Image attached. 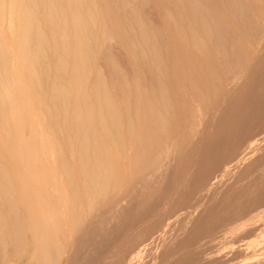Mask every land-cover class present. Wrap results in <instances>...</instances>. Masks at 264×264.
<instances>
[{
  "label": "bare ground",
  "instance_id": "bare-ground-1",
  "mask_svg": "<svg viewBox=\"0 0 264 264\" xmlns=\"http://www.w3.org/2000/svg\"><path fill=\"white\" fill-rule=\"evenodd\" d=\"M133 1L0 0V258L3 259L2 262L6 261L9 252L14 255V257L9 255L12 257L10 260L14 258L13 260L15 261L16 257L28 256L30 264H61L63 260L69 261L70 255H74L73 253L76 249L74 247L76 239L78 238L75 239L76 235L81 233L80 231L85 228V225L88 230V224H85V220L92 213L96 212L95 210L100 208L102 204L103 207L113 199H126L124 197H127V195L123 197L126 194H123V192H125L124 188L128 190V183H130V186L132 183H138L141 179L147 177V175V178H149V175L152 176L163 167L164 161H166L165 158L170 153L173 154V152H176L173 151V148L170 150L171 147L167 150V145L166 149L161 148L165 141H161L162 143L158 141L159 136L157 133L161 132L162 135L163 131H167L164 128L166 127L165 124H167L166 116L161 111L160 102L159 104H157L158 102L154 103L155 101L153 99H156V97L154 98L151 94L143 92L142 88L140 90L139 83L136 81L138 77L134 78V81L131 80L132 83L124 81L125 84L123 83L122 86L118 81L119 89H121L119 91L121 92L120 95L115 96V91H112L113 88H109L110 86H108L103 76L104 73H102L100 68L101 62L110 66L115 65L112 62L113 58L111 59L108 52L115 44L126 46L130 51H139L141 52V57L143 59L145 58V55L143 56V49L139 45L140 41L138 43L135 40L136 37H133V29L138 31L136 32L140 37L141 43L144 42V44H147L150 43V40L146 35L147 32L145 31L143 20L135 12L134 8L137 7H134ZM141 1L144 2V0ZM166 1L164 2L169 5V10L164 8L169 11L168 16L167 14L166 16L172 21V23L169 22L172 29L168 28V30L169 32L173 31V35L175 34L178 37L177 41L179 42L177 43L180 44L179 46L175 43L181 49H176L175 47L176 51L185 52L189 47L193 46L194 49V46L197 48L200 46V48L202 47V52L203 46L201 45L206 42L205 38L209 42L213 38L212 33H209L211 29L207 27L209 23L205 21L206 15H204V11L206 12L205 14H210L207 12V8H202L198 0ZM228 1L227 4L230 6L233 3V8L234 6L235 8H241L239 11H242L243 2H247V0H232V3L229 4ZM179 6L180 8L182 7L181 10L183 9L185 16L178 11ZM246 10H243V12ZM129 14L135 18L131 16L130 18L132 20H125V16ZM242 14L245 16V13ZM242 14L240 12L238 15L240 21H244L245 19L249 23L247 18L249 20L255 19V14L252 15L253 13L251 14L253 16L252 19H250L252 16L247 17V15L246 18ZM186 15L191 20L185 21ZM257 19L260 21L259 18ZM216 21L219 22L218 19ZM221 21L222 25H224L223 20H220V23ZM254 22L255 20H253L252 24L255 26L256 24ZM258 25L260 26L261 24L259 23ZM258 25L256 27H259ZM216 26L219 25L216 24ZM256 27L255 30L260 29ZM260 27L263 29L264 26ZM250 30L254 31V29ZM257 31L253 33L257 35ZM209 34L211 38L208 39V36L210 37ZM175 35L174 37H176ZM224 39L226 38L224 37ZM262 39L264 40V38ZM153 43L151 44L152 46ZM175 44L174 46H176ZM190 49L192 52V48ZM205 50L207 51V49ZM185 53L184 55H186ZM207 54L209 53L204 55L206 56ZM188 55L189 53L185 56V61L187 60V65L193 68L199 62L196 64L193 63L196 62L193 61V56L195 55L193 52L192 55L190 54L192 58L190 56L187 57ZM131 57L133 59L134 57L137 58L136 55L134 57L131 55ZM191 59L193 60L191 61ZM216 63L218 64V62ZM209 65L211 67L210 63ZM237 66L240 65H236V73H238ZM231 70L229 69L228 71ZM232 71L235 72L234 70ZM201 74L203 75V73ZM239 74L241 73H238V76H229L233 79L232 81L230 80L231 83L228 82L226 85L228 89L224 86V92L226 94L232 93L234 86L241 81L243 77L241 75L243 74L240 76ZM120 76L122 77L123 75ZM198 77L200 76L198 75ZM123 79H125L124 76ZM111 81L110 83H112ZM153 86L155 87V85ZM160 88L158 89L164 92V89ZM163 92L159 96L161 100L163 99L161 104H165V92ZM213 92H217L216 89ZM203 104L205 105V103ZM215 107L217 108V106ZM164 109L166 108L164 107L163 111ZM134 119H136L139 125H143L141 132L135 133ZM182 147L181 145L179 149H182ZM133 152L134 154L132 156L131 153ZM122 155H127V157H123ZM148 155H150L148 157L149 159L147 158L145 162H141ZM121 156L122 158H119ZM132 157L134 159L131 160ZM133 163L134 165L141 164L143 169H139L141 172H137L138 175L134 171L135 168L133 166H131L134 168H132V172L136 174H133L127 168L133 174L131 176H134V179L131 178L135 182L129 176L128 179L131 181L127 179L128 183H126V174L129 171L126 168L123 170V164L129 167ZM167 179L165 180L167 181ZM137 180L139 181L137 182ZM141 184L138 183L137 186ZM144 184L147 183H143L141 187ZM145 186L142 190L146 189ZM119 206L118 204V208ZM113 210L116 209L113 207ZM84 233L81 234L83 235ZM14 261L11 263L17 264ZM112 261L114 263V260Z\"/></svg>",
  "mask_w": 264,
  "mask_h": 264
},
{
  "label": "rangeland",
  "instance_id": "rangeland-1",
  "mask_svg": "<svg viewBox=\"0 0 264 264\" xmlns=\"http://www.w3.org/2000/svg\"><path fill=\"white\" fill-rule=\"evenodd\" d=\"M164 1L167 2L166 0H148V2L147 0H144V2L141 0L133 1L134 7H137L134 8L135 12L143 20L145 31L147 32L146 35L149 38L146 37L150 40V43H145L146 45L144 42L141 43L140 37L137 34L138 31L133 29L134 32L132 34L134 36H132L136 37L135 40L137 42L140 41L139 45L143 49V56L145 55V58L143 59L141 57V52L139 51H130L126 46L115 44L113 46L115 49L111 47L108 51L115 65L110 66L101 62L100 68L102 73H104L103 76L108 86H110L109 88L114 89L112 91H115V96L120 95L121 92L119 91L121 89H119L118 81L122 86L126 81L127 83H132L131 80L138 77L136 81L139 83L140 90L142 88L143 92L151 94L154 98L156 97V99H153L155 102H153H158L157 104L160 102L161 111L166 116L167 124H165L166 127L164 128L167 131L162 132L163 136L161 132L157 133L159 136L158 141H165L162 146L160 144L161 148L166 149L167 145V150L171 147L170 150L173 148V151L176 152L171 151L173 154L170 153L165 158V166L163 164V167L159 170L161 173L157 171V174L149 175V178H147V175L145 177L147 178L146 180H144L145 178L140 181L137 180V182L139 181L138 183H149V185L144 184L146 185L145 190H142L144 189V185L143 187H141L142 184L137 186L138 183L133 180L134 176L132 177L131 175L141 172L140 170L143 168L139 163L145 162L150 155L145 157L137 165L135 164L136 166L134 165L136 162L129 165V167L123 164V170L126 168L127 171L131 170L132 172V168L134 167L135 169H133L136 171V173L132 172L133 174L129 171V175L124 172L126 174V181L130 176V179L133 178L132 180L135 182V184L132 183L130 186V183L128 181L126 182L128 183V190L124 188L125 192H123V194L126 193L123 197L127 195V197H124L126 199L119 200V198L117 200L115 199L116 201L113 199L109 202L111 203L110 205L108 203L102 207V204L100 208L95 210L96 212L92 213V215L90 214V218L88 217L85 220V224H88L89 231L85 225V228L80 232L84 233L85 230L86 234L84 233L82 235L80 233L75 237V239L78 238L76 239L74 247H76L75 251L79 253L74 251V255H70L69 261L63 260L61 264H264V40L262 39L264 38V33H262L264 32V0H247L248 3L244 1L242 11H239L241 8L236 7V9L235 6V10H233L232 0H223V2L222 0H198L199 5L204 9L207 8V12L210 13H207V15L204 11V15H206V19H204L209 23L207 27L211 29L209 33H212L213 38H211V33L209 34L210 37L208 36V39L211 38L210 42L205 38L206 42L203 43L204 45H201L204 49H202V52V47L200 48L199 46L197 48L194 46V49H196L194 50L193 46L189 44L192 47L187 48L189 51L186 50V53L179 50L176 51V49H180V44L177 43L179 42L177 41L178 37L175 34L176 37H174L173 31L169 32L168 30V28L172 29V26L169 24L172 21L169 17L167 18L169 5ZM227 1L229 4L232 3L231 6L227 4ZM181 8L179 6L178 11L184 15V11ZM236 10H238V14ZM243 10L246 11L243 12ZM240 12L241 14L245 13V16L242 14L244 17L255 14V19H252V16L250 17L252 20L246 17L249 23L244 18V21H240V17L238 16ZM128 16H125V20H132L130 18L132 15L129 14ZM210 17L211 19H209ZM185 19V21L191 20L187 15ZM214 20L219 26H216ZM220 20H223L224 25H222V21L220 23ZM253 20H255L254 24L256 25L260 23L263 29L259 25V27L254 26L252 24ZM222 27L224 30H222ZM255 27L260 28V32L258 29V31L255 30ZM250 29H254V31ZM255 31L258 32H256L257 35L254 34ZM228 38L233 39L228 40ZM170 42L172 43L170 44ZM152 43L153 46L151 45ZM190 48H192V52L195 54V57L193 56L194 60L191 59V61H196L193 62L194 64L199 62L195 65L196 68L195 66L193 68L190 67L186 63L187 60L185 61L187 53H189L187 57L190 54L192 55ZM206 53L209 54L205 56L204 54ZM131 55L133 57L136 55L137 58L134 57V60ZM202 57L207 60H203ZM205 62L207 65H205ZM236 65H240L237 66V71L243 74H239V76L241 75L243 77L235 85L236 87L234 86V90H231L232 93L226 94L224 89L228 82L233 79L230 77L238 76V73L235 71ZM199 68H201L200 71ZM229 69L235 72L232 70L228 71ZM229 72H233L231 76ZM119 74L123 75L125 79ZM112 85L114 86L112 87ZM159 87L164 89L165 104H161L163 99L161 100L159 96L163 91H160L158 89ZM215 89L217 92H213ZM226 89L228 88L226 87ZM157 96L159 101L157 100ZM209 96L211 99L208 98ZM162 107L166 109L163 111ZM206 111L208 112L206 113ZM136 123V119H134L135 133L141 132L143 125ZM181 145L183 147L179 149ZM131 154L133 156L134 152ZM122 156L127 157V155ZM122 156L119 158H122ZM130 179L128 180L131 181ZM130 187L131 189H129ZM118 204L120 205L119 208ZM113 207L116 210H113ZM99 210L101 211L99 212ZM110 224L113 225L112 228ZM93 236L95 237L92 238ZM86 237H89V239ZM126 239L129 240L127 241ZM81 246L83 247L81 248ZM9 249L11 250L10 247ZM9 255L14 257L9 252L8 258L4 261L5 263L0 258V264H7L10 258H12ZM18 258H15L17 264H30L28 256ZM13 259L8 264H12ZM71 260L75 263L73 261L71 263ZM112 260H114V263Z\"/></svg>",
  "mask_w": 264,
  "mask_h": 264
}]
</instances>
